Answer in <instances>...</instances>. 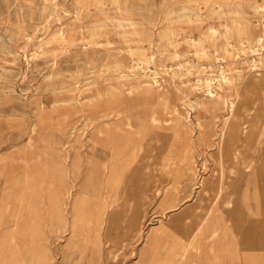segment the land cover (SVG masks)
I'll return each mask as SVG.
<instances>
[{
    "label": "rangeland",
    "instance_id": "rangeland-1",
    "mask_svg": "<svg viewBox=\"0 0 264 264\" xmlns=\"http://www.w3.org/2000/svg\"><path fill=\"white\" fill-rule=\"evenodd\" d=\"M215 1L137 0L146 11L137 16L146 24L156 23L154 34L134 31L124 37L122 28L110 19L97 21L94 33L91 28L104 17L98 9L110 7L111 0H0V198L9 196L11 209L0 227V240L8 234L0 264H77L79 248L95 247L97 234L100 257L95 256L93 264H150L153 246L160 249L175 237L186 242L183 234L188 229L183 227L210 210L200 254L191 252L176 264H211V248L219 264H264L258 165L263 154L260 150L254 159L243 155L252 161L243 163L242 158L234 159L231 150L235 144L246 147L252 123L264 119L262 88L246 84L259 73L264 82V60L255 66L251 52L237 56L224 27L232 22L231 10L237 9L238 21L246 28L230 39L235 48L242 46L245 36L264 37V0H218L219 6ZM185 5L188 10L182 17L191 14L200 19L179 20ZM170 9L174 12L168 23L165 16ZM167 23L178 33L174 45L159 38ZM213 27L218 34L214 40L207 38L208 54L195 52L187 41L189 35L203 37ZM138 46L145 55L130 53ZM143 56L153 59L143 64L136 59ZM137 63L150 69L144 73L142 68H132ZM223 64L242 71L245 79L230 72L231 80L216 86L213 96L196 87L204 73L201 67L219 74ZM121 72L125 79L120 78ZM165 94L167 101H163ZM195 101H205L210 109H189L188 103ZM232 101L235 106L229 110ZM115 124L124 127L122 132H143L139 171L150 179L153 191L144 178H134V200L150 193L138 239L130 229L131 207L119 214L113 225L116 234L107 238L110 217L123 202L132 166L117 163L112 172L109 161L100 179L103 195L81 188L90 166V134L103 128L109 131H104L106 137L112 133L118 138L119 130L110 129ZM222 142L227 145L223 156ZM60 153L68 157L70 168L79 171L76 176L65 179L57 172ZM75 155L80 159L73 165ZM102 158L100 154L98 159ZM222 170L230 184L240 185L236 207L225 213L215 204L213 192L202 190V181L218 179ZM30 177L40 187L28 189ZM54 200L64 207L63 222L55 218ZM235 215L242 221L232 225L230 217ZM215 231L220 239L213 237Z\"/></svg>",
    "mask_w": 264,
    "mask_h": 264
},
{
    "label": "bare ground",
    "instance_id": "bare-ground-1",
    "mask_svg": "<svg viewBox=\"0 0 264 264\" xmlns=\"http://www.w3.org/2000/svg\"><path fill=\"white\" fill-rule=\"evenodd\" d=\"M83 2H81V4ZM99 2H97V3H99ZM14 3H16V2H14ZM215 4H218V6H219V1L218 0L215 1ZM85 5H86V3H85ZM83 8H84V5H83ZM214 8H215V6L212 9H214ZM87 9H90V8H87ZM143 9H144L143 4L137 2V0L133 1V2H130L129 0H111V6L110 7H107V8L102 7L100 9H98L97 12L99 14L104 15V17L99 19V20H96L95 23L91 26V28L93 29V33L95 32L94 30H96L95 28L99 25L97 23V21L103 22L106 20L108 21V19H110L115 23V25L122 28L121 33L123 34L124 37H129V35L131 33H134V31L135 32L136 31L146 32L151 37L152 34H154L153 31H154V26L156 23H154L152 21L149 24H146L142 19H140L137 16V15L143 14V12H144ZM180 9L183 11V13L178 15L180 17L179 20H182L183 18H185L182 20L183 22L192 23V22L200 19V15L194 17L191 14H189V15L187 14L188 15L187 17H184V16L182 17L183 14H186V11L188 9L186 8V5L182 6ZM173 12H174V9L173 10L170 9L166 13L165 20H167L168 23L170 20V15ZM88 15H89V13H88ZM143 16H144V14H143ZM231 16H232V22H226L224 24L225 33L227 35L226 37L228 38L227 39L228 45H230V47H232V49H237V56H244L246 53L251 52L253 55L252 59H251L253 62V65H255V66L258 65L259 61L262 62V60H264L262 57V55H264V37H263V35H259L256 38V40H254L248 36L247 37L245 36L244 39L242 40V46H237L238 44L236 43L237 48H235L233 41H231V40H233L234 33L237 31H241L242 29H245L246 26L239 23V21H238V18L241 16L240 11H238L237 9H232L231 10ZM146 18H148V17L146 16ZM108 22H110V21H108ZM168 23L159 32V38H160V41L164 40L167 44L174 45L175 44L174 36H176L178 33H177V30L171 28V26L168 25ZM138 24L142 25L141 29H136V25H138ZM128 27H130V28H128ZM131 27H133V28H131ZM103 29H102V31H103ZM62 32H63L62 30L59 31L56 35H54V37L60 36ZM217 32H218L217 28L213 27L211 34L210 33L206 34L203 37H200V36L197 37V36H193L192 34L191 35L188 34L189 37L187 36L188 37L187 41H188L189 45H191L194 48L195 52L202 53V54H205V53L208 54V48L206 46L207 38H212L214 40L215 35L218 34ZM211 35H213L214 37ZM96 36H99V35H96ZM142 36H143V34H142ZM94 37H95V34H94L93 38ZM91 40H94V39H91ZM152 40H153V38H152ZM179 40H180V38H179ZM94 41H96V40H94ZM144 43H145V41H144ZM101 44H103V43H101ZM139 46L137 48L130 49V51H131L130 53L134 54V56H135V53L145 55L146 53H145L144 48L139 47ZM119 49L121 51V48H119ZM151 58H152V56H143V57H139L136 59H139V62L144 64V63H149L151 61ZM244 62H246V61H243L242 63H244ZM135 64L131 65L132 68H135V67L136 68H142L144 73H146L147 68H149V67H146L142 64H141L142 66H140V65H138L139 63H137V66H135ZM180 68H182L181 65H180ZM183 69H184V67H183ZM185 69L187 70V72L192 71L188 68H185ZM201 70H203L204 73L202 74V76L198 77V79L196 81L197 82L196 87H198L201 90L203 89L210 96H213L215 94L216 86H219L223 81L227 82L228 80H231L230 72H234V75L236 76L235 78L245 79V75H244V73H242V71L236 70V69L234 70V69L230 68L228 64L222 65V69H221L219 74L209 73L211 71L207 72L206 66L201 67ZM212 71H213V69H212ZM116 75H118V74H116ZM122 75H124V74L122 73L120 75V78L123 77ZM147 75H149V74H147ZM260 76H261L260 73L257 74L256 78L249 79L248 82H246V84H247L248 88L259 85L262 88L261 91L263 92V95H264V82ZM123 78L125 79L126 77H123ZM258 78H259V80H258ZM179 88H180V86H179ZM263 98H264V96H263ZM163 99H164L163 101H167L168 96H166V94H165L163 96ZM203 99H205V98H203ZM188 106H189L188 107L189 109L191 107L196 112L199 111L201 108H203V109L205 108L206 110L210 109L209 104H206L205 101L189 102ZM228 106H229V110H233V108L235 106L234 102L232 101L231 104ZM262 106L264 108V103ZM153 119H156V118L153 117ZM226 119L228 120L229 116H226ZM126 124L132 126L128 122ZM197 124L199 127H201L203 125L200 122H197ZM111 126H112V128H110V129L114 130V132L119 130L118 132L120 133V136L118 138L116 136L112 135V133L109 134L110 138L108 136L106 137L103 133L105 130L106 131H108V130L103 129V128L96 129L95 131H93L90 134L89 143L91 144V149L89 147V150H91V151L88 150L89 156L87 157V163L90 164V166L87 170L86 177L84 179L83 184L81 185V188L83 190H85L86 193H92L95 196L103 195L104 188L102 186L100 179H101V174H103L102 172L106 169L107 164H109L108 162L110 161L109 165H110L112 172L114 171V168L116 167L117 163H120V164L125 165V166H132L131 171L128 173V176L126 178L125 187L123 188V193H122L123 202L118 209H115L112 212V215L110 217L109 222L111 224L109 225V231L107 232V238H111V237L115 236L114 234H116V233H115V231H113V227H114L113 225H114V222L117 221L119 214L128 210L127 208L131 207L130 210L132 212V216H131V221H130L131 222L130 223V229L133 233V237L135 239L136 238L138 239L139 236L141 235V232L143 229V227L141 225V220L143 219V216H144L146 199H147V197H150V193L142 194L139 198L134 200L131 197V193L133 191L132 190V182H133L134 178H136V176H140V177L144 178L145 182L149 186V191H153V187L150 183V179L141 176L140 171H139L140 166L142 165V162H143V161H139V159H138L140 151L143 148V143L141 142L142 138H143V135H142L143 132H141V131L132 132L129 130H127V132H125V131L122 132V130L124 128L122 125L115 124V125H111ZM248 139H249V143L246 145V147H241V146H238L237 144H235L231 150H232V154L234 156V159L238 160L239 158H242L244 160L243 163L252 162V161H247L246 160L247 158L245 156H250L251 159H254L257 156V154L260 153V150L263 154L262 160L259 159L260 163L258 162L259 163L258 165H259V178H260V182H261V192H260L261 200H260L259 206H260V209L262 211L261 218H264V119L262 121L259 118L254 120V122L252 123V125L249 129ZM260 146H261V148H260ZM226 147H227V145L222 142L220 145V152H221L222 156L227 151ZM100 154L103 155V158L101 160L98 159V157L100 158ZM243 155H245V156H243ZM67 156H68V154H67ZM84 157H85V155H84ZM67 158L68 157H66L60 153L58 155V158H57V161L55 164L57 172L60 173L62 175V177H64L65 179L70 177V174H72L73 176H76L79 173V171L77 173V170L69 167V163H68ZM73 159H74L73 165H76V163L80 159V157L75 155V156H73ZM181 161L182 160H180V162ZM226 177H227L226 173L224 172V170H222L221 175L218 179L213 180V181H209V182H205L204 180L202 181V190L204 191V193L206 194L207 192H213V195H214L213 200H214L215 204H219L224 213L228 211L229 207H236L237 199H238V195H239L238 194V191H239L238 187H240V185L236 186L235 183L230 184V181L227 180ZM37 184L38 183H36V180L30 177L29 184L27 185V188L31 189V188L40 187V185H37ZM156 191H157V189H155V192ZM8 197L3 198V199L0 198V204H1L0 205V227H1V223L3 222V220H5V218L11 214L10 202L8 200ZM52 208H53V212L56 213V215H55L56 219H58L62 222L66 220L64 207L61 203L54 200L52 202ZM212 211L213 210H210L208 212V215H205L203 217L196 216L193 220L189 221L186 224V226L183 227V229H188V230L184 231V234H183L185 239H187L186 242L184 240H180L179 238L175 237L174 240H170V239L167 240L160 249H157L156 247L153 246L152 249H153L154 257H153V260L150 264H176V260L178 258H183V257L189 255L191 252H194L196 254H200V251L202 249V243H203L202 242V236H203L204 229H205L204 225L209 222L210 217H211L210 215L212 214ZM81 218H83V217L81 216ZM230 219H231L232 225L239 224L240 221H242V219L239 218V216L237 217L236 215L231 216ZM74 225L77 226L76 221L74 222ZM82 228H84V226H82ZM190 230H191V232H190ZM225 230L227 231L226 228H225ZM86 232H88V231H86ZM6 235H8L7 231H6V234H3V236L1 237L0 250L7 243V236ZM213 237L220 239V233L215 231L213 233ZM232 239H234V238H232ZM149 241H150V237H149ZM94 243H95L94 246L96 248L95 247L91 248V247L86 246V245L81 246L79 248L81 257H80L79 263H77V264H84L85 262H88V264H93V260H94L95 256L99 259V257H100L99 247L101 244V240H100V236L98 234L96 236V240L94 241ZM150 243L152 244V241ZM211 249H213L212 250L213 251V257L215 259L213 261L216 262L215 264H219V257L217 255V252L215 251L214 248H211ZM234 254H235V258L239 257V253L236 252Z\"/></svg>",
    "mask_w": 264,
    "mask_h": 264
},
{
    "label": "crops",
    "instance_id": "crops-1",
    "mask_svg": "<svg viewBox=\"0 0 264 264\" xmlns=\"http://www.w3.org/2000/svg\"><path fill=\"white\" fill-rule=\"evenodd\" d=\"M213 259H210V261H211V264H215L216 262H214L213 260H215L214 259V257H212Z\"/></svg>",
    "mask_w": 264,
    "mask_h": 264
}]
</instances>
